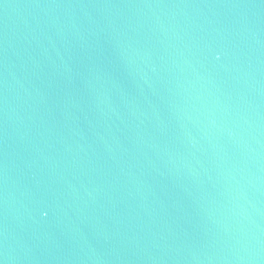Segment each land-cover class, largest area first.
Segmentation results:
<instances>
[{"label": "water", "instance_id": "water-1", "mask_svg": "<svg viewBox=\"0 0 264 264\" xmlns=\"http://www.w3.org/2000/svg\"><path fill=\"white\" fill-rule=\"evenodd\" d=\"M0 264H264V0H0Z\"/></svg>", "mask_w": 264, "mask_h": 264}]
</instances>
